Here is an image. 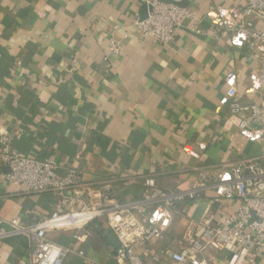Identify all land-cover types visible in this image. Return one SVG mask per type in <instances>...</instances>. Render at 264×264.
Listing matches in <instances>:
<instances>
[{"label":"crops","instance_id":"obj_1","mask_svg":"<svg viewBox=\"0 0 264 264\" xmlns=\"http://www.w3.org/2000/svg\"><path fill=\"white\" fill-rule=\"evenodd\" d=\"M161 1L188 7L194 16L167 48L142 39L133 26L131 18L143 10L137 0H0V127L13 133L15 150L56 161L61 175L77 169L94 192L114 181L122 204L141 197L145 177L155 176L161 190H185L196 169L262 155V142L242 135L240 117L224 104L233 93L242 104H264V94L245 92L257 73L255 57L227 33L209 32L214 8H239L242 0ZM112 38L122 42L121 56L109 52ZM7 174L0 162V218L33 224L58 209L52 195L26 194ZM212 198L185 201L183 216L153 250L178 249L189 219L213 211L221 225L236 213L231 201L214 207ZM81 229L89 233L84 244L75 227L48 232L70 251L62 264H116L118 240L107 222ZM195 231L198 236L202 228ZM32 248L27 238L9 239L0 245V264H29ZM229 258L221 252L210 264ZM245 264H264V251Z\"/></svg>","mask_w":264,"mask_h":264},{"label":"built area","instance_id":"obj_2","mask_svg":"<svg viewBox=\"0 0 264 264\" xmlns=\"http://www.w3.org/2000/svg\"><path fill=\"white\" fill-rule=\"evenodd\" d=\"M146 8L143 19L139 14L131 18L141 38L163 48L172 45L183 24L193 19L192 10L161 0H137ZM191 30L202 32L196 26ZM209 32L219 36L227 33L237 46H247L255 57L257 73L245 88L247 94H264V0H242L235 9L216 7L212 13ZM114 56L123 54L122 42L112 38L108 43ZM234 74L226 81H233ZM238 93L224 103L229 114L240 117V133L248 140L261 141L264 149V104H242ZM14 135L0 127V162L8 169L7 182L18 186L26 194H50L57 210L42 221L23 224L20 218H0V245L18 237L27 238L33 248L29 264H62L70 251L48 238L54 229L75 227V238L82 244L89 237L81 228L85 223L104 219L118 240L114 254L116 264H210L221 252L230 254L228 264H245L251 254L264 251V150L260 157L234 164L196 169V179L185 190H161L155 176L142 179L143 191L139 199L127 203L116 201L114 181L104 182L94 192L82 183V174L71 167L59 174L54 160L26 157L13 147ZM201 151L200 148L198 151ZM200 153V152H199ZM213 194L212 206L231 201L236 213L221 225L214 223L210 211L203 219H189L178 249L167 248L157 254L153 245L166 237L168 229L181 219V205L201 201ZM74 206L66 212L65 209ZM202 228L200 235L195 229ZM143 250L136 254L135 248Z\"/></svg>","mask_w":264,"mask_h":264},{"label":"water","instance_id":"obj_3","mask_svg":"<svg viewBox=\"0 0 264 264\" xmlns=\"http://www.w3.org/2000/svg\"><path fill=\"white\" fill-rule=\"evenodd\" d=\"M142 18L144 19L145 16H146V8L143 7V10H142V14H141Z\"/></svg>","mask_w":264,"mask_h":264}]
</instances>
